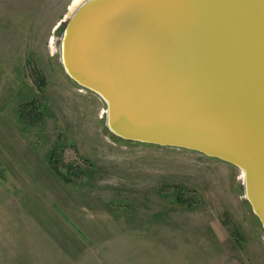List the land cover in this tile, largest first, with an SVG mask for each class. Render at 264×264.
<instances>
[{
    "label": "rangeland",
    "instance_id": "1",
    "mask_svg": "<svg viewBox=\"0 0 264 264\" xmlns=\"http://www.w3.org/2000/svg\"><path fill=\"white\" fill-rule=\"evenodd\" d=\"M74 1L0 0V264H70L115 246L264 264V231L236 167L118 140L102 100L66 76L58 44ZM33 99L42 124L19 118ZM55 145L85 172L81 180L66 184L51 172Z\"/></svg>",
    "mask_w": 264,
    "mask_h": 264
},
{
    "label": "water",
    "instance_id": "2",
    "mask_svg": "<svg viewBox=\"0 0 264 264\" xmlns=\"http://www.w3.org/2000/svg\"><path fill=\"white\" fill-rule=\"evenodd\" d=\"M64 22L60 64L107 130L236 167L264 231V0H79Z\"/></svg>",
    "mask_w": 264,
    "mask_h": 264
},
{
    "label": "crops",
    "instance_id": "3",
    "mask_svg": "<svg viewBox=\"0 0 264 264\" xmlns=\"http://www.w3.org/2000/svg\"><path fill=\"white\" fill-rule=\"evenodd\" d=\"M209 223L210 222L207 221L202 224H206L207 227H210ZM204 227L205 226L201 228V231H203ZM219 232L218 229V238H220ZM115 248L103 254L84 253L82 257L79 258L81 260L77 259L74 262L70 261V264H205L203 254H169L166 250L167 247H165V251L160 254H137L132 253L133 251H128V249L125 251L123 246H115ZM213 256L214 254L212 255V261L214 264L215 259ZM82 259H84V261H82Z\"/></svg>",
    "mask_w": 264,
    "mask_h": 264
},
{
    "label": "trees",
    "instance_id": "4",
    "mask_svg": "<svg viewBox=\"0 0 264 264\" xmlns=\"http://www.w3.org/2000/svg\"><path fill=\"white\" fill-rule=\"evenodd\" d=\"M36 77L40 79L41 85L44 84V80L40 77V75L36 72ZM19 118L24 120L29 125H36V122L40 124L43 123V115L39 109L38 101L36 99L31 100L23 104L19 109ZM114 136V135H113ZM120 141L122 140L116 136H114ZM130 142V141H125ZM62 148L59 145H55L49 152L47 157L48 167L51 172L57 176L62 182L69 184L74 183L85 175V172L78 167H74L72 164L66 163L62 157ZM177 202L184 203L185 200L181 199L179 196L177 197Z\"/></svg>",
    "mask_w": 264,
    "mask_h": 264
},
{
    "label": "bare ground",
    "instance_id": "5",
    "mask_svg": "<svg viewBox=\"0 0 264 264\" xmlns=\"http://www.w3.org/2000/svg\"><path fill=\"white\" fill-rule=\"evenodd\" d=\"M79 0H75L73 3H72V5L70 6V9L72 8V6L74 5V4H76V2H78Z\"/></svg>",
    "mask_w": 264,
    "mask_h": 264
}]
</instances>
